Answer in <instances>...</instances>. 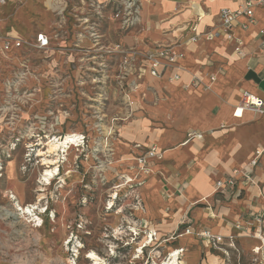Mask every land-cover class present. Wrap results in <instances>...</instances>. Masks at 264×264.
Returning a JSON list of instances; mask_svg holds the SVG:
<instances>
[{"label": "rangeland", "instance_id": "rangeland-1", "mask_svg": "<svg viewBox=\"0 0 264 264\" xmlns=\"http://www.w3.org/2000/svg\"><path fill=\"white\" fill-rule=\"evenodd\" d=\"M40 2H16L10 8L12 18L25 24L29 33L67 27L66 43L73 45L82 27L78 12L62 20L51 17ZM83 6L80 14L89 20L84 26L100 28L107 43L140 39L141 29L125 32L109 14L97 15L91 2ZM76 54L54 53V71L38 53L12 56V63L3 67L7 81L24 61L38 83L30 80L18 93L9 90L11 84H0V264H94L87 259L89 253H95L100 264H165L177 242L164 230L158 234L154 223L142 221L147 217L131 171L135 166L123 161L127 156L118 147L121 131L113 129V117L125 113L116 70L99 84H93L92 74L83 83L81 72H89L74 69V59L70 66L65 64ZM24 92L34 97L23 100L19 93ZM68 134L85 136L86 145L78 144L68 157L59 153V175L47 186L45 157L38 153L48 156V142ZM41 194L45 199L29 223L16 212V204L35 205ZM185 258L186 252L181 253L180 264H187ZM211 263L264 264V258L254 254L247 241L234 240L199 258V264Z\"/></svg>", "mask_w": 264, "mask_h": 264}, {"label": "crops", "instance_id": "crops-1", "mask_svg": "<svg viewBox=\"0 0 264 264\" xmlns=\"http://www.w3.org/2000/svg\"><path fill=\"white\" fill-rule=\"evenodd\" d=\"M19 1L10 0L3 8L1 33L24 39L41 32L50 35L51 28L29 33L25 24L12 18L10 8ZM243 2L141 0L140 22L134 27L142 30L140 39L129 38L122 45L140 53L175 46L185 54L176 69L162 78L140 76L141 63L137 62L131 77L133 118L121 122L116 131H121L118 147L127 156L123 161L135 166L131 171L136 174L138 197L147 217L142 221L154 223L158 234L167 232L177 242L176 250L186 252L187 264H199L202 255L216 250L205 247L198 238L203 231L231 243L245 240L252 252L258 246L248 234L258 228L256 219L264 213V155L254 170V185L240 180L234 188L216 192L218 181L247 168L255 152L264 149V117L253 111L235 115L244 93L264 100V8L255 9L253 23L239 17L233 31L244 43L245 57L235 53L234 43L220 29L221 10H238ZM244 25L248 27L244 29ZM209 32L216 35L212 40L207 39ZM175 74L180 76L178 81L170 79ZM3 76L0 69V84ZM195 79L201 85L189 87ZM190 132L202 133L203 139L187 142ZM152 146L164 158L149 161L151 173L143 175L136 158Z\"/></svg>", "mask_w": 264, "mask_h": 264}, {"label": "built area", "instance_id": "built-area-1", "mask_svg": "<svg viewBox=\"0 0 264 264\" xmlns=\"http://www.w3.org/2000/svg\"><path fill=\"white\" fill-rule=\"evenodd\" d=\"M10 0H0V14L3 8L8 4ZM45 3L47 8L53 13L55 17L62 20L66 19L74 12H78V22L82 27L77 29L76 42L73 45H68L66 40L70 35V29L67 27H56L52 33H38L31 39H24L19 37H12L3 35L0 31V69L3 74V67L5 64L12 63L11 57L17 56L22 53L33 55L43 54L45 56V62L48 68L58 67L55 65L52 56L53 54L63 55L66 52H75L76 55H72L69 61L65 62L70 66V62L74 63V69L77 66L78 69H86L89 73L81 72V78L79 80L85 83L86 78L90 74L93 84L100 83L102 77L104 79L110 78L107 74L115 72L114 80L119 84V91L121 99L124 101L125 113L121 116L113 117V129L117 130L121 122H125L133 118V106L134 102L131 99V92L133 91L134 83L131 82V77L137 67V62L140 61L139 75H150L153 78H162L169 70L176 69L178 63L185 58V54L178 51L175 46H157L154 49L146 53H140L129 50L123 47L121 44H109L105 41L104 33L97 26L87 27L89 20L85 19L86 14H80L83 9V5L92 3L96 7V14L99 16H106L109 14V18L118 22L121 25V29L125 32L139 25L140 22V4L141 0H41ZM257 8H264V0H244L243 4L238 10L223 9L220 12V29L221 34L226 39L234 43V51L240 57H245L246 54L243 50L244 43L234 36V29L237 25L238 19L241 16L248 18L249 23L254 22V11ZM111 11V12H110ZM248 25H244L246 29ZM264 36V31L261 33ZM214 32L207 34V39L212 40L215 38ZM65 38V39H64ZM197 41L196 38L193 39ZM105 57V59L103 58ZM120 57V60H118ZM76 58V59H75ZM20 60L17 59V63ZM18 64V74L15 73L14 78L10 80H3V84H11L9 90H15L18 93L21 87L25 86L30 80L37 79L33 77V73L28 69V65L20 61ZM52 62V63H51ZM46 64V63H45ZM113 69V70H112ZM21 70V72H19ZM51 71V70H50ZM48 77L50 75L48 74ZM67 78V77H66ZM65 78V79H66ZM172 81H178L180 79L179 74H175L170 78ZM215 80V78H212ZM1 82V84H2ZM16 85L17 89H16ZM201 81L195 79L189 85V87H199ZM23 90V89H22ZM1 93V90H0ZM20 94V98L23 100H30L34 97V93L24 92ZM53 96V95H50ZM244 111H253L264 117V100L251 94L244 93L242 97L241 108L237 109L235 115H242ZM63 124V123H62ZM203 139V134L198 132H190L187 134V142ZM79 144L86 145V137L80 136ZM140 148V146H137ZM264 155V149L257 150L253 159L248 164L247 168L243 170H234L231 175L225 181H218L216 183V192H224L230 188H234L240 180L246 182V184L254 185L255 174L254 170L258 167L261 158ZM164 158V154L158 149L157 146H152L147 151L136 158V166L139 173L143 175H149L151 169L149 167V161L158 160L161 161ZM258 228L252 233L248 234L252 238L258 241V246L253 250L254 254L264 258V213L257 217ZM190 229H187L186 233L190 234ZM154 236V235H153ZM153 236H150L153 237ZM198 238L202 241L203 245L207 248H213L221 250V246L225 242V237L220 235H214L209 231H203L198 233ZM233 238H230L232 240ZM181 253L183 250H180Z\"/></svg>", "mask_w": 264, "mask_h": 264}, {"label": "bare ground", "instance_id": "bare-ground-1", "mask_svg": "<svg viewBox=\"0 0 264 264\" xmlns=\"http://www.w3.org/2000/svg\"><path fill=\"white\" fill-rule=\"evenodd\" d=\"M79 134H68L66 138H60L51 140L48 142L49 146V155L45 156V153H42L41 151L38 153L39 157H45L43 159V166L47 169L45 171V182L47 186H50L52 184V181L56 176L59 175L60 172V160L58 159L59 153H62L65 157H68L70 155V151L72 149H75L79 147ZM66 160V158H63ZM40 192H45L44 189H41ZM45 198L41 194L38 198V203L35 205H29V206H22L21 204H16V212H20L24 217H26L29 220V223H32V218H35L36 214H34L39 209V203H41ZM41 207V206H40ZM45 214V213H44ZM14 215V214H13ZM20 215V214H19ZM41 215V214H40ZM42 218V217H41ZM38 221H40V218H37ZM37 225V223H36ZM35 226V225H34ZM42 226V225H41ZM38 226V227H41ZM153 238V237H151ZM149 237L147 238V240ZM151 243L153 242V239H150ZM180 254L181 251L179 250H171V258L168 262H165V264H180ZM87 259L94 263V264H100L101 260L95 253H89L87 256ZM214 259V257H213ZM214 263V262H213ZM212 264V263H211Z\"/></svg>", "mask_w": 264, "mask_h": 264}]
</instances>
